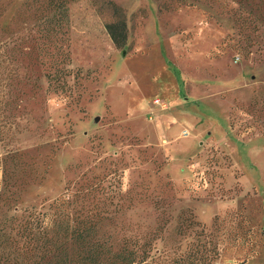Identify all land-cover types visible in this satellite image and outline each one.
I'll use <instances>...</instances> for the list:
<instances>
[{
	"label": "rangeland",
	"instance_id": "374dc122",
	"mask_svg": "<svg viewBox=\"0 0 264 264\" xmlns=\"http://www.w3.org/2000/svg\"><path fill=\"white\" fill-rule=\"evenodd\" d=\"M25 2L0 0V231L83 192L103 237L149 243L155 264H264V117L247 113L264 27L233 0H70L63 78Z\"/></svg>",
	"mask_w": 264,
	"mask_h": 264
},
{
	"label": "trees",
	"instance_id": "16d2710c",
	"mask_svg": "<svg viewBox=\"0 0 264 264\" xmlns=\"http://www.w3.org/2000/svg\"><path fill=\"white\" fill-rule=\"evenodd\" d=\"M233 2L240 19L247 20L254 29L264 27V0ZM110 3L114 20L107 23L106 28L115 46L124 49L128 41L126 15L122 7ZM69 4L70 0H26L20 14L23 16L26 13L27 19L35 18L38 22V31L43 33L45 40L42 46L44 55L51 56V50L54 52L55 60L52 63L57 64L55 71L63 78L70 73L66 66L70 63V54L62 46L65 41L63 26L70 20ZM58 58H62V67L58 66ZM50 78V83L55 87L53 76ZM60 87L64 89L63 84ZM247 110L248 114L258 119L264 117V101L254 97ZM86 196L83 192H78L76 198L63 194L55 198L45 210H35L25 217L12 218L15 225L0 231V264L156 263L152 260L153 247L147 242L137 238L131 240L129 237L110 242L105 239L102 224L109 216L106 212L86 206ZM244 228H234V237L241 239L244 236L242 234L253 237L254 229ZM211 251L214 255L218 254L217 248Z\"/></svg>",
	"mask_w": 264,
	"mask_h": 264
},
{
	"label": "built area",
	"instance_id": "2783aa9c",
	"mask_svg": "<svg viewBox=\"0 0 264 264\" xmlns=\"http://www.w3.org/2000/svg\"><path fill=\"white\" fill-rule=\"evenodd\" d=\"M155 104L161 105V107H165V104H164L159 98H157V99L155 100ZM189 133H190V132H189L188 130H184V131H183V135H184V136H188Z\"/></svg>",
	"mask_w": 264,
	"mask_h": 264
}]
</instances>
